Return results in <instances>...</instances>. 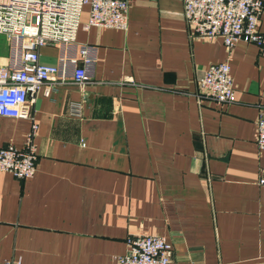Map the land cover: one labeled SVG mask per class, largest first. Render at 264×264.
Returning a JSON list of instances; mask_svg holds the SVG:
<instances>
[{"label":"crops","instance_id":"1","mask_svg":"<svg viewBox=\"0 0 264 264\" xmlns=\"http://www.w3.org/2000/svg\"><path fill=\"white\" fill-rule=\"evenodd\" d=\"M87 10L73 46L38 49L60 77L29 107L33 176L0 172V262L116 264L127 236L151 235L170 244V264H264L258 49L238 42L227 56L220 39H193L180 0H132L125 31L85 29ZM14 55L0 36V65ZM224 61L234 102L198 101L203 71ZM74 67H85L82 85ZM28 130L0 117V148L21 147Z\"/></svg>","mask_w":264,"mask_h":264},{"label":"built area","instance_id":"2","mask_svg":"<svg viewBox=\"0 0 264 264\" xmlns=\"http://www.w3.org/2000/svg\"><path fill=\"white\" fill-rule=\"evenodd\" d=\"M132 0H0V36L11 45L15 59L0 65V117L25 120L29 130L21 147L0 148V172L14 179H30L36 166L33 143L37 126L29 107L35 93L59 77L56 66L41 64L38 49L44 46L70 48L74 45L82 9L87 7L85 29L125 31L127 11ZM182 17L193 39L210 42L220 39L228 56L238 43L254 45L264 58V34L259 32V19L264 15L261 0H180ZM87 49L79 48L87 64ZM74 65V60H67ZM71 81L82 85L85 67H74ZM50 87L43 96L47 97ZM196 98L216 107L234 102L233 81L226 61L205 68L197 83ZM77 111V108H73ZM255 145L264 152V103L255 122ZM257 184L264 187V165ZM124 253L116 264H170L172 250L163 237L130 235L124 240ZM0 264H21L18 258L4 259Z\"/></svg>","mask_w":264,"mask_h":264}]
</instances>
